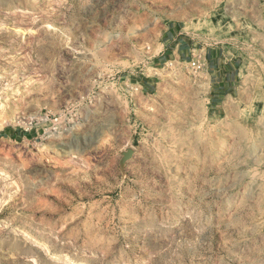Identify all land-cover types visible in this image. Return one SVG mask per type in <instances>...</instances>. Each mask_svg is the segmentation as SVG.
<instances>
[{
  "label": "rangeland",
  "instance_id": "374dc122",
  "mask_svg": "<svg viewBox=\"0 0 264 264\" xmlns=\"http://www.w3.org/2000/svg\"><path fill=\"white\" fill-rule=\"evenodd\" d=\"M261 2L0 0V264H264Z\"/></svg>",
  "mask_w": 264,
  "mask_h": 264
},
{
  "label": "crops",
  "instance_id": "0c3cea01",
  "mask_svg": "<svg viewBox=\"0 0 264 264\" xmlns=\"http://www.w3.org/2000/svg\"><path fill=\"white\" fill-rule=\"evenodd\" d=\"M260 10L264 16V1L260 3ZM178 35V33H177ZM174 39H176L174 37ZM180 49V43L176 45V51H173L175 54ZM210 63L214 65L213 72L211 73L215 76L214 81V99L215 101L220 98H228L233 97V93L238 88L236 86V80L233 79V76L236 75V68L232 67V60H228V62L223 58L221 63H218L219 56H210ZM230 61V62H229ZM217 79V80H216Z\"/></svg>",
  "mask_w": 264,
  "mask_h": 264
},
{
  "label": "built area",
  "instance_id": "2783aa9c",
  "mask_svg": "<svg viewBox=\"0 0 264 264\" xmlns=\"http://www.w3.org/2000/svg\"><path fill=\"white\" fill-rule=\"evenodd\" d=\"M264 1V0H263ZM192 66L194 67V68H199L200 66H201V61H200V59H194V60H192Z\"/></svg>",
  "mask_w": 264,
  "mask_h": 264
}]
</instances>
